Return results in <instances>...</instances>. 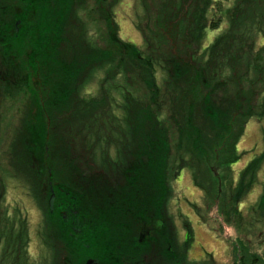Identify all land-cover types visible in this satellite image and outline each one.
Here are the masks:
<instances>
[{
    "label": "trees",
    "instance_id": "16d2710c",
    "mask_svg": "<svg viewBox=\"0 0 264 264\" xmlns=\"http://www.w3.org/2000/svg\"><path fill=\"white\" fill-rule=\"evenodd\" d=\"M227 1L139 0L138 16L145 24L137 18L143 44L138 47L118 36L113 11L119 0H95L108 42L99 47L86 39L76 13L86 0H0V122L5 96L26 91L24 119L14 140L20 161L11 157L10 164L44 204L48 230L42 242L58 243L61 264H85L90 258L93 264H141L158 258L159 264L184 258L181 250L187 249H179L165 210L171 195L170 143L157 112L169 109V125L178 131L179 168H191L203 186L212 166L222 170L241 158L236 144L246 122L242 112L264 118V103L257 114L252 89L239 87L249 63L256 64L257 76L263 72L264 29L258 55L248 57L244 43L247 17L252 25L264 24V0H238L226 32L203 54L199 51L202 33L216 29ZM156 66L166 71L162 86L156 83ZM101 68L106 74L99 97L78 99V90ZM142 86L150 93L148 101L135 94ZM113 91L122 99L120 117L114 114ZM235 98L240 105H234ZM66 114L70 116L61 120ZM104 119L102 134L95 123ZM74 121L87 128L74 129ZM73 131L84 137L83 146L102 141L99 145L105 142L115 152L94 154L95 171L80 168ZM255 160L240 176L236 201L243 186L253 184ZM206 185L211 192L213 186ZM4 194L0 180V264H32L26 216L19 207L10 209ZM263 200L253 212L264 209ZM251 263L257 259L252 257Z\"/></svg>",
    "mask_w": 264,
    "mask_h": 264
},
{
    "label": "rangeland",
    "instance_id": "374dc122",
    "mask_svg": "<svg viewBox=\"0 0 264 264\" xmlns=\"http://www.w3.org/2000/svg\"><path fill=\"white\" fill-rule=\"evenodd\" d=\"M237 3L238 0H228L223 3L221 20L218 22L216 29L207 28L202 33V40L199 42L200 54H203L205 49L216 38L226 32L229 16ZM245 7L246 4L241 5L242 9ZM76 13L79 17V22L81 21L84 26L86 39L88 41L93 39L91 42H94L99 47L106 46L108 43L107 33L103 21L98 17L95 0H86L84 5H79L76 8ZM113 13L119 29L118 36L122 40L142 47V36L135 26L137 18L139 19L138 15L141 14L139 0H119ZM139 23L143 26L145 20L140 18ZM245 26L249 27L247 40L243 37L241 38L246 40L244 44L249 47L248 57H250V53H253V56L255 54L258 55L257 52L262 47V39L259 32L263 31L264 24L252 25L247 17ZM242 27H244L243 23ZM261 56L263 60L259 62V65L261 69L263 68V76H257L254 69L256 64L249 63L250 70L248 74L242 76L245 80L242 81V86H239L240 89L247 91L252 89V95L250 96L255 100L253 105L257 114L261 112L262 104L264 103V53ZM252 60L251 56L250 61ZM255 62L256 60L254 59L253 63ZM154 73L157 85L162 86L167 78L166 71L156 66ZM105 74V68L96 69L90 81L78 90V99L99 97L100 85L105 78ZM225 74L230 76L231 70L227 69ZM235 93L236 87L233 89V95ZM135 94L143 98V101H148L150 96V93L143 86L139 90H135ZM111 96H114L115 99L112 103L115 108L114 114L120 117L122 115V99L114 91ZM27 97L26 91L22 90L16 96L6 95L2 101L0 180L4 187L6 204L10 209L19 207L26 216L29 237L26 250L29 261L32 264H61L62 250L58 243L55 240L48 239H46V244L42 242L48 230L44 220V204L42 205L35 200L26 178L15 172L10 164L11 157L20 161L19 157L14 153L16 152L14 140L16 139L17 130L24 119L23 114L26 109ZM215 99L213 98V100ZM240 101L236 102L235 98L234 105H240ZM236 112L235 110L232 114L234 115ZM246 113V111L242 112L246 122L244 131L236 144V151L238 155L242 154L241 158L222 170L212 166L209 169V172L211 171L210 177L202 180L205 182L203 186L200 181L194 179L197 174L191 168L186 165L179 168L180 156L176 148L178 131L173 124L172 127L169 125V116L171 115L169 109L163 108L161 112H157V117L162 122L164 121L168 127L170 143L168 185L171 195L166 200L165 210L167 216L172 220V227L175 230L179 249H182L183 246L187 249L185 253L183 249L181 250L183 259L169 260L168 263L161 262L159 264H253L251 263L252 257L257 259L256 264H264V209L259 212H253V208H262V204L259 203L264 199V118L260 120L259 117L245 115ZM66 116H70V114L63 115L61 120H66ZM82 122H85V119ZM106 123V119L95 123L102 134L103 132L106 133L103 130V126ZM75 125L76 127L74 128ZM72 126L78 131L84 130V127L87 128L86 124L81 126L76 121L73 122ZM73 134L77 135L78 133L73 131ZM72 140L75 152L81 156L78 164L80 168L86 166L87 170L95 171V169H98L94 154L100 150H109L111 155L115 152L112 146L108 149L107 145L103 146L105 142L99 145L102 141L94 142L93 146L90 145V147L83 146L84 137L81 136L80 132L76 139ZM252 158H256L255 163L257 164L253 184L250 187L243 186V191L239 196L240 199L236 201L239 193V188L237 187L240 184V176H242L243 171L247 168ZM257 158L260 159L259 162ZM205 175L206 173L201 176L205 177ZM247 179L248 177H246V182ZM120 180L118 178L116 182H120ZM206 183L213 186L211 192ZM105 191L106 189L103 190V192ZM187 235L189 238H187ZM42 253L46 254L47 259L43 260L41 258L40 254L42 255ZM158 261V258H152L141 264H157Z\"/></svg>",
    "mask_w": 264,
    "mask_h": 264
},
{
    "label": "water",
    "instance_id": "95a60500",
    "mask_svg": "<svg viewBox=\"0 0 264 264\" xmlns=\"http://www.w3.org/2000/svg\"><path fill=\"white\" fill-rule=\"evenodd\" d=\"M86 264H93V260L92 259H88Z\"/></svg>",
    "mask_w": 264,
    "mask_h": 264
},
{
    "label": "flooded vegetation",
    "instance_id": "af4514ba",
    "mask_svg": "<svg viewBox=\"0 0 264 264\" xmlns=\"http://www.w3.org/2000/svg\"><path fill=\"white\" fill-rule=\"evenodd\" d=\"M90 259H92V258H90ZM138 259V258H137ZM93 260V259H92ZM86 262H87V260H86ZM86 264V263H85ZM136 264H139L138 262L136 263Z\"/></svg>",
    "mask_w": 264,
    "mask_h": 264
}]
</instances>
